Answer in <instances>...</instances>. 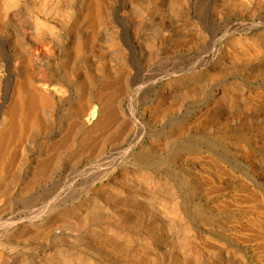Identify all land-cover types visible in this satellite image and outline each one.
Here are the masks:
<instances>
[{"label":"bare ground","instance_id":"6f19581e","mask_svg":"<svg viewBox=\"0 0 264 264\" xmlns=\"http://www.w3.org/2000/svg\"><path fill=\"white\" fill-rule=\"evenodd\" d=\"M259 27L264 0H0V264H264Z\"/></svg>","mask_w":264,"mask_h":264},{"label":"rangeland","instance_id":"374dc122","mask_svg":"<svg viewBox=\"0 0 264 264\" xmlns=\"http://www.w3.org/2000/svg\"><path fill=\"white\" fill-rule=\"evenodd\" d=\"M199 25V23H198ZM261 29V30H260ZM264 30L262 27H259L257 29H255L252 33V35L255 34V31L256 32H260ZM202 33L204 35V39H202V41H198L195 45V47L192 49V54H193V60H192V64L190 65L191 62H189L188 60L187 61H184V63H180V64H183V67H186L188 68L189 65L192 66V69L195 68L193 70V74H192V77L189 78V81L187 82L186 85H189V88H193L194 91L192 92L195 96H197L198 98H210V97H215L216 95H220L221 93V90H220V87L222 86L223 82H225V80L228 79V76H225V75H220V76H215V74L213 73L212 71V68H211V65H205L200 61V58L204 57V58H208V54H219V52H217L218 50H216V48L220 47L221 43L223 44L224 41L222 42L221 40H217L215 38H213L211 36V34H208V32L204 31L202 29ZM220 35L222 33H219ZM244 36H248L246 34H243ZM210 36V37H209ZM209 37V38H208ZM231 37H228L227 39H230ZM174 39V38H173ZM207 39V40H206ZM212 39V40H211ZM213 42L211 43L210 42ZM174 42V43H173ZM171 43L172 44H177V41L174 39V40H171ZM216 46V47H215ZM208 47V48H206ZM222 47V45H221ZM202 48V49H201ZM204 48V49H203ZM214 49V50H213ZM205 51V53H204ZM1 54L2 51H1ZM198 58V59H197ZM198 61V62H197ZM186 62V63H185ZM201 63V64H200ZM139 62H135V65L138 66ZM194 64V65H193ZM166 65H168V67H166ZM172 66V67H171ZM173 66L174 64H166L165 61H162V62H157L156 63V66H155V72H154V76L156 75V73L158 72H165L166 74L163 76V78H156L158 79V81H154L153 82V86L151 85L150 87H142L141 90H140V93L138 92V95H142L140 97H147V96H154L155 94V91L158 90V87L159 89L168 81L172 80L173 78H176L177 75L174 74V71L173 70ZM195 66V67H193ZM162 67V68H160ZM198 67V68H197ZM164 69V70H162ZM137 70H139V68L137 67ZM165 70H168V71H165ZM172 72H170V71ZM136 72V71H135ZM170 74H173V75H170ZM149 75V76H148ZM166 76V77H165ZM145 79H149L150 78V74H146L145 73ZM147 77V78H146ZM172 77V78H171ZM209 77L213 80H209ZM197 78V79H196ZM223 78V79H222ZM196 79V80H195ZM164 80V81H163ZM194 80V81H193ZM200 80V81H199ZM206 80H209L207 83ZM217 80V81H215ZM148 81V80H147ZM160 81V82H159ZM192 81V82H191ZM203 81V82H202ZM222 81V82H221ZM135 82H139V79L135 78ZM157 82V84H155ZM197 82V83H196ZM201 82V83H200ZM229 82V81H228ZM213 83V85H212ZM219 83V84H218ZM198 84V85H197ZM209 84V85H208ZM216 84V85H215ZM148 86V85H147ZM209 86V87H208ZM258 83H253V84H250L248 86L245 87V91H246V95L250 97L251 100V104L253 106V109L255 110L256 112V115L254 118V120H257L256 122H258V120H261L262 119V116L264 118V107L263 106H260V102L261 101H264V98L263 100H260V98L258 97V94L257 96L256 93L258 92ZM247 88V89H246ZM177 89H179V87L177 86ZM199 89V90H197ZM212 89V90H211ZM251 89V90H250ZM254 90V91H253ZM207 91V92H206ZM148 92V93H147ZM204 92V93H203ZM209 92V93H208ZM212 92V93H211ZM253 92V93H252ZM154 93V94H153ZM208 93V94H207ZM217 93V94H216ZM204 94V95H203ZM251 94V96H250ZM254 96V97H252ZM204 98V99H205ZM258 98V99H257ZM256 101H255V100ZM259 109V110H258ZM261 111V112H260ZM0 112H1V109H0ZM260 112V113H259ZM259 114V115H258ZM260 116V117H259ZM261 118V119H260ZM254 137V143H256V141H259L261 140L260 143L258 144H254L253 146H251V148H249V152H251L252 154L255 155V157H257L256 159H261L263 158L264 159V143H262L263 139H264V132L263 133H254L253 135ZM257 146V147H256ZM263 163L262 165H264V161L261 162ZM263 169V170H262ZM261 170L264 171V166L261 167ZM264 173V172H263ZM22 206V205H21ZM21 206H18V207H15L13 209L10 210V214H12L14 211L16 210H19L21 208ZM23 207V206H22ZM7 213H9V210H7Z\"/></svg>","mask_w":264,"mask_h":264}]
</instances>
